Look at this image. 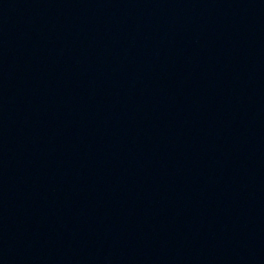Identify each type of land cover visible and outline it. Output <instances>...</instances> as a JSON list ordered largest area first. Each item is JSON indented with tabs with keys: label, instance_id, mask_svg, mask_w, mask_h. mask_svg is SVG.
Masks as SVG:
<instances>
[{
	"label": "water",
	"instance_id": "95a60500",
	"mask_svg": "<svg viewBox=\"0 0 264 264\" xmlns=\"http://www.w3.org/2000/svg\"><path fill=\"white\" fill-rule=\"evenodd\" d=\"M0 264H264V0H0Z\"/></svg>",
	"mask_w": 264,
	"mask_h": 264
}]
</instances>
